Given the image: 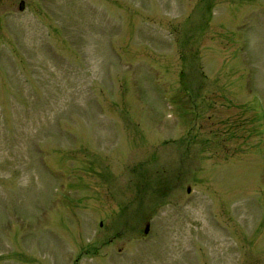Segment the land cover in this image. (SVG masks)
<instances>
[{
    "label": "rangeland",
    "instance_id": "1",
    "mask_svg": "<svg viewBox=\"0 0 264 264\" xmlns=\"http://www.w3.org/2000/svg\"><path fill=\"white\" fill-rule=\"evenodd\" d=\"M19 1L0 264H264V0Z\"/></svg>",
    "mask_w": 264,
    "mask_h": 264
},
{
    "label": "water",
    "instance_id": "2",
    "mask_svg": "<svg viewBox=\"0 0 264 264\" xmlns=\"http://www.w3.org/2000/svg\"><path fill=\"white\" fill-rule=\"evenodd\" d=\"M18 8H19V10H23V8H24V0H20V1H19V6H18ZM187 191H189V188H187ZM148 229H149V225L146 224L145 227H144L143 232H144V233H147V232H148Z\"/></svg>",
    "mask_w": 264,
    "mask_h": 264
}]
</instances>
